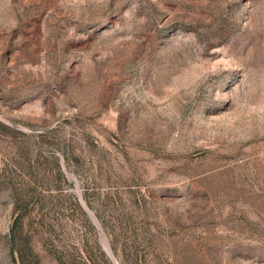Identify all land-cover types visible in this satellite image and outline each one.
<instances>
[{
  "label": "rangeland",
  "instance_id": "obj_1",
  "mask_svg": "<svg viewBox=\"0 0 264 264\" xmlns=\"http://www.w3.org/2000/svg\"><path fill=\"white\" fill-rule=\"evenodd\" d=\"M103 234L264 264V0H0V264H113Z\"/></svg>",
  "mask_w": 264,
  "mask_h": 264
},
{
  "label": "water",
  "instance_id": "obj_2",
  "mask_svg": "<svg viewBox=\"0 0 264 264\" xmlns=\"http://www.w3.org/2000/svg\"><path fill=\"white\" fill-rule=\"evenodd\" d=\"M79 202L80 204L83 206L84 210L88 213L90 219L92 220V222L96 225L98 230H101L99 223L97 222L96 218L94 217L93 213L87 208V206L85 205L84 201L79 197ZM105 251L107 252L109 258L111 259L113 264H117L116 259L114 258V256L112 255L110 249L107 250L105 249Z\"/></svg>",
  "mask_w": 264,
  "mask_h": 264
},
{
  "label": "bare ground",
  "instance_id": "obj_3",
  "mask_svg": "<svg viewBox=\"0 0 264 264\" xmlns=\"http://www.w3.org/2000/svg\"><path fill=\"white\" fill-rule=\"evenodd\" d=\"M101 231V230H100ZM107 239H106V237H105V235L103 234V242H104V246H105V248L107 249V250H109V247H108V244H107V241H106Z\"/></svg>",
  "mask_w": 264,
  "mask_h": 264
},
{
  "label": "trees",
  "instance_id": "obj_4",
  "mask_svg": "<svg viewBox=\"0 0 264 264\" xmlns=\"http://www.w3.org/2000/svg\"><path fill=\"white\" fill-rule=\"evenodd\" d=\"M11 239H12V235H11V237H10Z\"/></svg>",
  "mask_w": 264,
  "mask_h": 264
}]
</instances>
